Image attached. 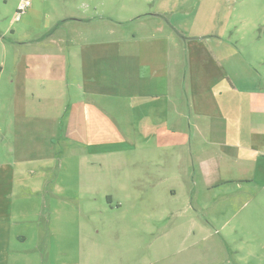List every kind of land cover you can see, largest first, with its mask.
Instances as JSON below:
<instances>
[{
	"label": "crops",
	"instance_id": "crops-1",
	"mask_svg": "<svg viewBox=\"0 0 264 264\" xmlns=\"http://www.w3.org/2000/svg\"><path fill=\"white\" fill-rule=\"evenodd\" d=\"M150 1L149 9L133 8L127 19L136 21V29L112 30L110 40L102 22L114 21L96 15L74 18L95 29L68 32L66 52L63 44L45 47L41 32L28 39V50L15 64L16 88L6 96L10 113L27 121L47 115V109L56 110L48 113L54 117L67 110L68 137L89 153L119 151L130 143V132L147 134V149L161 148L167 157L172 149H195L196 195L207 201L188 208L208 210L207 226L217 222L222 237L262 245L264 253V73L238 54L236 42L223 37L224 31L236 35L247 24L253 31L263 27L264 36V0H138L135 5ZM195 11L198 15L190 17ZM71 73L69 94L64 81ZM66 97L69 106L63 107ZM111 113L123 129L109 119ZM105 130L113 137L104 136ZM26 163L20 160V171L9 164L0 174V264H76L45 261L49 251L39 245L43 227L24 214L17 223L11 220L15 212L6 201L14 189L35 199L59 197L66 190L57 174L44 176L33 169L34 162ZM53 209L55 218H66L62 225L69 236L76 206L66 200ZM71 237L64 253L73 257L72 232Z\"/></svg>",
	"mask_w": 264,
	"mask_h": 264
},
{
	"label": "rangeland",
	"instance_id": "rangeland-1",
	"mask_svg": "<svg viewBox=\"0 0 264 264\" xmlns=\"http://www.w3.org/2000/svg\"><path fill=\"white\" fill-rule=\"evenodd\" d=\"M24 1L0 0V88L3 89L0 93V174L9 164L13 171L16 168L20 171V160L27 162V166L34 162L36 172L44 176L46 172H52L53 178L57 174L61 187L66 189L61 190L64 194L59 197L46 194L38 199L32 198L34 196L27 191L22 194L14 189L11 200L6 201L15 212L11 217L14 223L24 214L26 220L28 217L43 227L44 238L39 245L40 249L49 251L44 254L45 261L264 264L262 245L249 244L238 236L235 241L222 237L224 232L217 222L208 226L204 223L208 215H212L207 213L208 210L188 208V205L194 207L198 200L207 201V198L196 195L197 161L194 154L191 155L195 149H172V156L167 157L161 148L147 149V134L130 132L126 133L130 143L123 144L119 151L89 153L87 146L68 137L67 110H61L60 116L54 117L48 113L53 114L56 110L47 109V115L27 121L10 113L6 96L16 88L13 86V80L18 76L15 64L20 53L28 50V39L41 32L45 47L59 48L58 45L63 44L61 50L66 52L64 44L69 39L68 32L95 29L74 18L96 15L114 21L102 22V29H107L110 40L114 36L110 34L112 30H133L136 21L128 22L127 19L137 8L149 9L152 2L140 6L135 5L138 0H30L27 10L20 12ZM195 13L198 15L195 11L190 17ZM214 28L215 24L210 26V29ZM250 28L249 24L237 28L236 35L231 34L233 36L231 31H224L223 37L236 42L241 51L238 54L264 73V62L258 63L264 58L263 27L254 31ZM52 33L54 37L50 36ZM72 74H66L64 81L65 91L69 94H72L74 83ZM78 79L76 76L75 80ZM69 100L68 97L63 99L61 106H67ZM109 115V119L123 129L119 118L114 113ZM103 135L113 137V133L106 130ZM180 152L186 156L180 158ZM84 158L86 162L82 161ZM172 188L175 189L173 195ZM66 200L76 206V213L69 218V236L67 228L62 225L66 218L62 214L55 218L53 212L54 206H62ZM117 202L122 204L120 208ZM197 223L205 228H198ZM71 232L74 234L73 257L71 251L69 256L64 253L66 239L69 238L71 243Z\"/></svg>",
	"mask_w": 264,
	"mask_h": 264
},
{
	"label": "built area",
	"instance_id": "built-area-1",
	"mask_svg": "<svg viewBox=\"0 0 264 264\" xmlns=\"http://www.w3.org/2000/svg\"><path fill=\"white\" fill-rule=\"evenodd\" d=\"M30 5V0H25L24 3L20 5L19 11H24Z\"/></svg>",
	"mask_w": 264,
	"mask_h": 264
}]
</instances>
